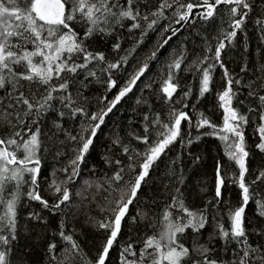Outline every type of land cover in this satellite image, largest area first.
<instances>
[{
	"label": "snow or ice",
	"instance_id": "snow-or-ice-1",
	"mask_svg": "<svg viewBox=\"0 0 264 264\" xmlns=\"http://www.w3.org/2000/svg\"><path fill=\"white\" fill-rule=\"evenodd\" d=\"M217 19L214 47L202 36L203 54L187 64V48L173 49L159 91L136 100L145 109L141 130L131 128L136 121L129 119L127 136L115 132L101 156L104 167L88 168L83 176L105 118L178 26ZM249 20L264 44V0H0V264H31L32 245L22 241H44L47 264H113L114 247L115 264H264V168L250 169L246 143L251 125L258 135L254 147L264 153V63L249 69L245 62L240 71L251 73L246 79L232 75L222 60L238 32L247 51ZM125 33L133 40L127 48ZM149 33H156V41L114 97L104 104L107 95L88 96L93 85L105 93L117 87ZM217 65L224 80L216 93L222 125L197 107L212 92ZM181 72L200 74L194 99L191 87L178 93ZM93 99L103 106L93 110ZM206 136L221 142L229 162H215L214 195L204 196L207 187H200L201 203L195 202L179 153L150 185L162 156ZM49 156L51 179L41 176ZM42 179L49 198L42 194ZM231 185L239 189L237 205L224 195ZM250 205L254 214L248 217ZM84 226L104 233L94 256L76 238Z\"/></svg>",
	"mask_w": 264,
	"mask_h": 264
},
{
	"label": "trees",
	"instance_id": "trees-1",
	"mask_svg": "<svg viewBox=\"0 0 264 264\" xmlns=\"http://www.w3.org/2000/svg\"><path fill=\"white\" fill-rule=\"evenodd\" d=\"M255 15V13L253 14ZM219 20L215 22H208L201 26V23H197L194 27L189 28L186 26H178L180 27V31L176 36L172 38L168 45L165 46L164 49L158 53V59L150 62L149 70L145 73L144 76L141 77L139 81H137L136 86L133 88L132 92L128 93L120 103L113 109L111 113L105 118V124L102 125L101 130L98 131L97 137L94 139L93 147L90 149L89 154L86 155V165H82L84 169L82 175L87 177L89 175L88 168L93 166L98 169L103 168L104 164L101 159V156L104 154L105 149L110 145L111 138L115 132H119L121 136H127V132L130 129L129 119H134L136 123L131 125V128L136 131L141 130V126L139 124V120L141 116L139 113L145 111L144 108L136 105V100L138 97L143 95L144 97H148L157 93L161 87V83L163 79L166 78L167 68L166 64L171 59V53L173 49L179 48L181 44H183L187 48V59L185 64L190 62L196 55H202L204 49V42L202 40V36L207 35L208 42L214 47L216 40L213 39L218 32ZM227 27V24L224 25ZM248 33H247V51H245V39L242 33L238 32L237 38L235 40V46L229 45L224 52H222V60L225 66L228 68L229 72L234 76H243L246 79L251 75V73H241L240 69L245 64L248 65L249 69H255L258 62L264 63V44H261L258 40V33L255 31L251 20H249L248 25ZM197 32L200 35H197ZM157 35L156 33H149L148 37L145 40V43L142 44L138 49L137 53L134 54L132 58L129 60V64L125 72L121 73L117 79L119 84L117 87H114L110 92L105 93L103 87L98 85H93L88 91L87 95L90 97H103L107 95V100L104 101V104H107L108 100H111L114 95L118 92L120 86H123L125 80L128 77V73L133 71L135 66H138V60H142L144 54L148 52L156 41ZM133 43V40L127 39V34L125 33V41L124 47L127 48ZM183 67V65H182ZM199 77L200 74H197L196 77H193L191 73H183L179 74V83L180 88L178 89V93L181 91H186L188 87L192 89V98L194 99L198 93L199 88ZM212 92L205 94V97L202 98L197 107L205 113L214 123L218 125H222V116L223 112L218 107V98L216 93L218 91H222L224 88V80H223V70L219 68L217 65L212 70ZM150 83L152 85L151 90L145 89L144 85ZM246 92V90H245ZM159 95H163V93H159ZM175 98V97H174ZM192 103V100H189V104ZM103 106L96 99L92 100V109L95 110L96 107ZM160 105L156 104L155 108L157 110L160 109ZM179 107V105H177ZM242 108V106H241ZM133 109H137V112H134ZM189 111L190 109H185ZM244 109L242 108V111ZM72 127H75L74 125ZM203 131V130H202ZM193 134L195 135V129H193ZM258 142V135H253V128L250 125L246 129V143L248 146V150L251 155L249 157V167L251 170H255L258 167L264 168V153H260L255 147L254 144ZM134 145H137L136 141H132ZM142 150L143 146L138 145ZM180 154L183 161V166L187 175V184L188 190L195 197V202L200 204V196L196 195L199 193L200 187L206 186L207 191L203 193L204 196L210 197L214 195V179H215V162L217 159L221 160L222 163L228 164L226 158L223 156L222 145L218 139L212 137H203L200 141L194 142L190 147L181 149L180 145H175L170 152H168L167 156H162L161 161H159V169H156L153 174V180L149 183L153 187L155 186V176L159 175L166 163H169L172 158H174L177 154ZM68 155H71L69 151ZM199 157V160L195 158ZM123 159V157H121ZM54 161L49 156L43 161L41 176L48 177L51 172L52 165ZM59 166V165H57ZM230 169L232 171H237L238 169L231 163ZM41 189L42 194L48 197L46 191V181L41 180ZM150 189L146 188L145 191H149ZM225 198L231 197V201L233 205H237L239 202V189L236 185H231L223 189ZM192 199V197H190ZM32 207L35 209H39V205L35 202H32ZM223 207V205H222ZM28 209H25V214ZM134 209L130 206V213H134ZM94 215H99L97 212H93ZM254 214V206L250 205L246 209V215L251 217ZM81 221L84 219L80 218ZM21 223H23V218H21ZM225 224L227 226V217H225ZM77 227H81V223L77 222ZM124 227V232L122 235H126V225ZM81 243L83 249L89 253V255L94 256L96 251L100 248L103 240L104 233L102 231H97L91 227L84 226L83 227V235L76 237ZM23 243H29L32 245V251L29 253V259L31 264H47V258L45 257V242L40 241L39 243L35 241H22ZM22 251V249H21ZM117 256V251L114 249L110 252V257L115 264Z\"/></svg>",
	"mask_w": 264,
	"mask_h": 264
}]
</instances>
